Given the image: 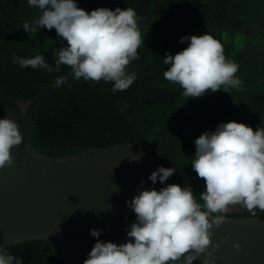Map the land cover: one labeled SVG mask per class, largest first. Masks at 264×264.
<instances>
[{
	"label": "trees",
	"instance_id": "1",
	"mask_svg": "<svg viewBox=\"0 0 264 264\" xmlns=\"http://www.w3.org/2000/svg\"><path fill=\"white\" fill-rule=\"evenodd\" d=\"M141 1L125 0L129 7ZM77 4L87 11L121 7L119 0H77ZM147 5V20L139 28L143 43L138 58L127 65V71L136 74L133 84L113 94V82L74 79L36 109L30 143L53 158L127 142L140 145L147 156L158 155L157 166L175 167L170 178L182 187L190 184L202 204L205 182L191 165L195 139L220 122H244L253 130L264 127V0H150ZM40 14L27 0H0V91L21 102L71 71L64 64L49 73L13 62L16 56L42 53L54 67L56 51L67 45L54 28L34 25ZM25 22L34 30L27 33L22 28ZM204 32L220 40L226 58L239 65L235 75L243 83L239 89L228 87V92L207 90L199 97H186L178 83L164 78L168 66L163 57L187 47L181 37ZM8 115L9 108L0 101V117ZM255 211L264 219V211ZM225 215L252 216L241 205ZM7 250L23 264H62L42 239L11 244Z\"/></svg>",
	"mask_w": 264,
	"mask_h": 264
},
{
	"label": "clouds",
	"instance_id": "2",
	"mask_svg": "<svg viewBox=\"0 0 264 264\" xmlns=\"http://www.w3.org/2000/svg\"><path fill=\"white\" fill-rule=\"evenodd\" d=\"M27 4L41 10L34 25L54 28L67 45L56 51L54 67L42 53L31 58L16 56L14 63L49 73L59 71L64 64L76 80L113 82V94L133 84L136 74L129 73L127 65L138 58L137 50L143 43L137 23L141 17L135 8L87 11L77 0H27ZM22 28L27 33L34 30L27 22ZM180 42H187V47L174 55L166 52L163 64L168 67L163 75L178 83L186 97H199L207 90L240 88L243 82L235 75L239 65L226 58L219 39L204 32L185 35ZM22 139L13 117H0V168L14 165L11 149ZM194 143L191 165L205 182L200 193L203 203L197 201L188 183L183 187L168 184L157 190L144 187L141 181L136 195L126 201L136 214L127 229V237L134 239L119 244L97 239L83 264H193L201 254L202 264H216L219 245L211 237L213 228L224 223L228 209L241 205L252 216L256 209L264 211V127L253 130L244 122H220L215 130L203 131ZM174 172L175 167L158 165L148 179L153 185L158 179L163 183ZM101 232L90 230L97 238ZM234 247L240 249L238 243ZM7 248L0 244V264H23Z\"/></svg>",
	"mask_w": 264,
	"mask_h": 264
},
{
	"label": "water",
	"instance_id": "3",
	"mask_svg": "<svg viewBox=\"0 0 264 264\" xmlns=\"http://www.w3.org/2000/svg\"><path fill=\"white\" fill-rule=\"evenodd\" d=\"M148 1L130 7L141 17L139 28L147 20ZM119 2L122 9L129 7L125 0ZM73 80L70 71L26 102L0 91V101L23 136L11 149L14 165L0 168V244L42 239L62 264H83L97 239L118 244L134 239L127 237V229L136 214L126 201L136 195L141 181L157 190L178 184L169 177L153 185L148 177L158 155L147 156L142 146L130 142L61 158L36 151L29 134L36 109ZM238 209L234 205L230 212ZM93 228L102 229L100 237L90 234ZM211 239L219 245L216 264H264V219L258 216H226ZM203 255L193 264H202Z\"/></svg>",
	"mask_w": 264,
	"mask_h": 264
},
{
	"label": "rangeland",
	"instance_id": "4",
	"mask_svg": "<svg viewBox=\"0 0 264 264\" xmlns=\"http://www.w3.org/2000/svg\"><path fill=\"white\" fill-rule=\"evenodd\" d=\"M242 41H243V38L240 37L239 40H238V44H239V45H242ZM232 208H233V206H231V207L229 208V210H232Z\"/></svg>",
	"mask_w": 264,
	"mask_h": 264
},
{
	"label": "flooded vegetation",
	"instance_id": "5",
	"mask_svg": "<svg viewBox=\"0 0 264 264\" xmlns=\"http://www.w3.org/2000/svg\"><path fill=\"white\" fill-rule=\"evenodd\" d=\"M231 210L228 209V211L226 213H230Z\"/></svg>",
	"mask_w": 264,
	"mask_h": 264
}]
</instances>
